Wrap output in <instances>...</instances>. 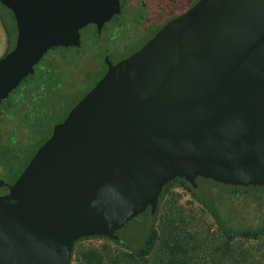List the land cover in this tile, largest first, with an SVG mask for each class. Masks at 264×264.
Returning <instances> with one entry per match:
<instances>
[{"label": "water", "instance_id": "water-1", "mask_svg": "<svg viewBox=\"0 0 264 264\" xmlns=\"http://www.w3.org/2000/svg\"><path fill=\"white\" fill-rule=\"evenodd\" d=\"M13 46L0 102L53 47L79 46L119 0H0ZM53 124L0 195V264H69L82 237L118 229L164 185L264 184V0H196L111 64Z\"/></svg>", "mask_w": 264, "mask_h": 264}, {"label": "trees", "instance_id": "trees-1", "mask_svg": "<svg viewBox=\"0 0 264 264\" xmlns=\"http://www.w3.org/2000/svg\"><path fill=\"white\" fill-rule=\"evenodd\" d=\"M195 1L196 0H164L163 8L167 10L168 5L174 3V7L177 8L176 12L171 14L174 15L183 10L189 4H193ZM0 19L3 23L10 49L14 44L16 33L14 19L11 12L1 3ZM82 50L83 49L81 46H58L50 48L45 53V65L43 67H36L39 61L43 58L42 57L34 65L33 73L27 75L24 79H22L17 85V87L11 90L8 96L0 102V131L4 127V124L11 121V124L8 127L10 130L7 129L6 131L9 132L8 134L10 137H12L13 140V142H3L2 137L0 135L1 170L10 167L8 161L9 159H11L12 156L15 157L16 160L18 158V154L22 153V151L16 152V150L13 148L17 144V134L14 129L21 123L26 129L24 132L27 134L33 132L42 134L43 130V133H45V131L47 130L46 133L43 134V136H41L40 139H38L37 142L34 144V150L30 153L28 159L34 153L37 147L45 139H47L52 128L51 123L53 122H50V124L45 123V116L50 110H48V107L44 103V99L51 95L58 101V99L61 98L62 95L60 92H56L58 90L57 87L61 84H65V82L71 83L68 78L57 76V70L54 68L55 66L53 64L54 62H59V66L62 62L61 65L65 66L66 68L69 67V70H71V72H75V69H79V60L80 57L82 58L83 55ZM66 53H68V55H66ZM61 60H64V62ZM93 60L94 59L90 58L85 59L84 63L82 64L84 66V70L87 69L88 72L93 71V67L91 65ZM52 65L54 67H52ZM100 74L101 71L98 73V76H96V78L92 81V85L100 76ZM73 75L72 77H75V75ZM85 78L83 77V80ZM72 87L79 88L80 85L77 82L76 84L70 86V88ZM87 90L88 88L84 90V93ZM67 111L68 110H66V113ZM66 113L64 114V116L66 115ZM64 116H62V118L57 122L61 121ZM57 122H54V124ZM27 139H29V137ZM24 144L29 145V142H26V140H24ZM27 161L28 160H26V162ZM172 182H181L185 186H187L193 198H195L196 201H198L203 206V208H205L212 215L218 230L223 236L224 245L230 243L232 239L237 236L244 239L252 240L264 237V220L254 226L246 227L231 226L227 220L228 212H230V210H228L227 204L231 205L235 198L245 200V197H248L256 204L257 210L262 209L261 211L264 212V184L260 186L246 187L230 186L215 182L211 179L197 177L195 179L196 186L192 187L182 179H176L172 180L171 182H168L166 185L163 186L162 191L157 200L156 210L160 205L166 186ZM204 184H206V187L204 186ZM156 210L154 212V215L152 214V216L150 215L149 210L147 208L145 211L141 212L136 217L127 221L132 222L136 226V232L138 231V234L140 233L138 239L134 238L136 233L134 235L120 233L122 228L116 231L119 240H112L105 236H98L109 239L115 245H118L119 249L112 256L106 251L104 253H101L98 249H85L79 252V264H188V248L186 247V244L181 242L178 239V236H176L172 232V229H169L163 236L158 237L156 228L149 220L151 218L153 220ZM138 221L140 222L138 223ZM168 226L171 227L170 222ZM83 238L86 237L79 238L76 241ZM125 243L130 244V246H127ZM156 249H158L160 254L156 253ZM193 249L194 246L191 245V251H193ZM72 250L71 256L73 253ZM215 252H218V249H215ZM151 253L154 254V260L152 259V261L150 262L148 256ZM235 264H247L246 257L242 255L239 256V259H237Z\"/></svg>", "mask_w": 264, "mask_h": 264}, {"label": "rangeland", "instance_id": "rangeland-1", "mask_svg": "<svg viewBox=\"0 0 264 264\" xmlns=\"http://www.w3.org/2000/svg\"><path fill=\"white\" fill-rule=\"evenodd\" d=\"M139 1L140 0H125L121 17L126 18L128 23L133 24L138 14L142 13L139 7ZM176 10L177 8L174 7V3H172L168 5L167 10L164 9L162 15H160L161 13L158 14L157 19L160 17V19L165 20L169 15L176 12ZM157 21L158 20L148 22L144 28H141V30L136 33L135 38L133 37L131 41L130 39L127 40V44H123L124 42L117 44L113 41L114 38H116L115 36L113 37V40L109 42V45H113L115 42V45H119V48L121 49L130 48L136 44L137 39L143 36L144 32L147 33L153 30ZM109 26H111L110 23L107 24L105 28L108 29ZM119 29L121 30L123 27ZM83 32L84 31L80 29L82 38L81 46L85 52L82 50L83 55L79 60V69H75V72H71L69 67L66 68L61 65V61L64 62V60L60 61L61 63L59 66V62H54L53 65L55 67L52 65V67L57 70V76L68 78V80L73 84L65 82V84H61L57 87L58 90L56 92H60L62 95L58 101L51 95L44 99V103L48 107V110H52L51 112L48 111L45 116L46 124L53 122L51 123V127L54 122L60 120L66 113V110H69L74 102H76V100L84 94V90L91 87L92 81L96 78V76H98V73L102 71L101 67L97 66L98 71L94 70L95 72H84V66L82 64L85 59L97 58V56H99L98 48H100V45L106 44V42L101 41L102 38H98V40L95 41L96 46L93 47L91 45L92 42L90 44L89 39L88 42L84 39ZM68 53H66V55H68ZM45 58L44 54L43 58L39 61L36 67H43L46 62ZM71 74H74L75 77H72ZM83 77L88 78L83 80ZM77 82L80 85L79 88H70V86L76 84ZM10 124L11 121L4 124V127L0 131L3 142H13L12 137L8 134L9 132L6 131L9 129L8 127ZM25 130L26 129L22 123L14 129L17 134V144L13 148L16 152L22 151V153L18 154L15 164L11 166L10 170L12 173H17L18 170H20L19 168H22V165L26 162V160H28V156L34 150V144L47 131L46 130L45 133H43V130L42 134L35 132L27 134L24 132ZM28 137L29 139H27ZM24 140L29 142V145L24 144ZM12 173L6 174L9 175ZM204 186L206 187V184H204ZM245 198V200L235 198L231 205L227 204L228 210H230V212H228L227 220L231 226H254L264 220V212L261 211L262 209L257 210L256 204L250 198ZM149 220L156 228L158 237L163 236L169 229H172V232L178 236V239L186 244V247L188 248V264H235L241 255L246 257L247 264H264V237L252 240L237 236L234 237L230 243L224 245L223 236L218 230L212 215L205 208H203V206L196 201L195 198H193L188 187L181 182H172L166 186L155 216L153 220L152 218ZM139 222L140 221H138V223ZM169 222L171 223V227L168 226ZM121 228L122 230L120 233L127 235H134L136 233L134 238H139L140 233L138 234V231L136 232V226L132 222L125 223ZM125 244L130 246L128 243ZM191 245L194 246L193 251H191ZM88 248L98 249L101 253L106 251L111 256L119 249L118 245H115L109 239L98 236H88L76 241L73 244V253L69 264H79V252ZM215 249H218V252H215ZM156 253L160 254L158 249H156ZM153 256V253L148 256L150 262L152 259L154 260Z\"/></svg>", "mask_w": 264, "mask_h": 264}, {"label": "flooded vegetation", "instance_id": "flooded-vegetation-1", "mask_svg": "<svg viewBox=\"0 0 264 264\" xmlns=\"http://www.w3.org/2000/svg\"><path fill=\"white\" fill-rule=\"evenodd\" d=\"M119 4H120L119 13L112 16L107 22H105L102 25V27L100 28V30H97L94 24H87L86 26L81 28V30L84 31L83 32L84 39L87 42L89 39L90 44L92 42L91 45L93 47L96 46L95 41H97L98 38H102L101 41L106 42V44L100 45V48H98L99 56H97V58H91V59H94L93 62L91 63V65L93 67V69H92L93 71L98 70L97 66L101 67L102 71H101L100 76L105 72V70L107 68L106 60L109 61L111 64H113L116 61H118L119 59L123 58L124 56H126L127 54H129L130 52L135 50L139 45H141L149 37H151L165 22H167L169 19H171L172 17H174L178 13L182 12L183 10H185L187 7H189L191 5V4H189L180 12H178L174 15H169L165 20H162V19H160V17H159V19H157V16L160 13H161L160 15L163 14V11H164L163 0H140L139 1V7H140V10L142 11V13L138 14V16L135 18L134 23L131 24V23H128L126 18L121 17V13H122V9H123L124 4H125V0H119ZM155 20H158L159 22L157 21V24L154 27V29L147 32V33L144 32L143 36H141L137 39V42L134 46L127 48V49H124V48L121 49V48H119V45H115V42L117 44L124 42L123 44H125L128 39H130V41H131L133 37L135 38L136 33H138L141 30V28H144V26L148 22H153ZM109 23L111 26H109L108 29H106L105 27ZM121 27H123V29L120 30L119 28H121ZM79 33H80V30H79ZM115 36H116V38H114V40H113V37H115ZM79 38H80V44H79V46H75V47L81 46V41H82L81 34H80ZM112 40L115 41L114 44L109 45V42ZM83 52H85V50H83ZM84 72L87 73L88 72L87 69H85ZM15 161H16L15 157L12 156L11 159H9V161H8L10 164V167L6 168L4 170H1V172H0V195L3 194L7 190V188L10 186V184L14 181V179L20 173V171L22 170L24 165L27 163L26 162L22 166V168H20V170H18L17 173L16 172L12 173V171L10 169H11V166L15 164ZM6 173H12V174L7 175ZM176 179H180V178H175L173 180H176Z\"/></svg>", "mask_w": 264, "mask_h": 264}, {"label": "crops", "instance_id": "crops-1", "mask_svg": "<svg viewBox=\"0 0 264 264\" xmlns=\"http://www.w3.org/2000/svg\"><path fill=\"white\" fill-rule=\"evenodd\" d=\"M9 49V42L5 33L3 23L0 19V57Z\"/></svg>", "mask_w": 264, "mask_h": 264}]
</instances>
